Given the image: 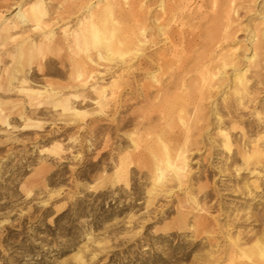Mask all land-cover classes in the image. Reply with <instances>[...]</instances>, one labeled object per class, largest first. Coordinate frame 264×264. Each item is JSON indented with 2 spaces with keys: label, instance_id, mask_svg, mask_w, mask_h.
Instances as JSON below:
<instances>
[{
  "label": "bare ground",
  "instance_id": "6f19581e",
  "mask_svg": "<svg viewBox=\"0 0 264 264\" xmlns=\"http://www.w3.org/2000/svg\"><path fill=\"white\" fill-rule=\"evenodd\" d=\"M247 3L258 0H59L53 11L45 0H36L20 8L14 21L5 22L0 31V64L11 60V66L0 67V126L14 130L18 129L14 124L21 123L20 131L32 129L28 110L40 108L43 99L61 108L70 123L85 122L87 117L92 123L109 120L110 125L97 124L91 131L96 139L108 131L107 149L113 136L120 143L113 182L130 187L133 175L139 174L142 185L149 186L146 205L149 214L155 213L151 223L177 211V222L187 223L193 216L195 233L207 234L213 224L205 214L218 207L229 210L220 205L219 194L210 185L215 173L232 178L228 171L234 168L236 176L251 175L258 181V170L264 168V132L252 139L240 129L242 111L257 102L252 91L264 69V26L255 25L249 32L253 53L244 56L245 72L239 69L238 49L225 50L237 38L234 23ZM72 20L73 27L62 26ZM25 28L42 38L19 37L17 32ZM59 49L68 53L71 82L36 89L33 62L39 60L44 72L43 63ZM231 69L235 74L224 79ZM57 73L67 75L64 70ZM145 75L152 76L142 83ZM108 79L112 81L106 84ZM226 82L232 87L231 97L210 106ZM12 94L22 98L6 99ZM88 106L94 107L90 114L83 111ZM258 108L264 109V103ZM213 111L226 115L216 113L219 139L212 143L214 153L225 154L194 177L190 155L203 153L202 134ZM254 116L258 123L249 121L250 127L264 130L262 114L255 111ZM180 191L186 194L184 199L176 196ZM249 196L241 207L250 204ZM164 198L169 203L163 209L151 210ZM164 230L171 233L170 227ZM251 239L238 235L229 264L248 255L255 257L252 264H264L263 244L256 243L250 251L243 248Z\"/></svg>",
  "mask_w": 264,
  "mask_h": 264
},
{
  "label": "rangeland",
  "instance_id": "374dc122",
  "mask_svg": "<svg viewBox=\"0 0 264 264\" xmlns=\"http://www.w3.org/2000/svg\"><path fill=\"white\" fill-rule=\"evenodd\" d=\"M35 1L0 0V31L5 22L14 21L20 8ZM58 1L45 0V3L53 11ZM263 18L264 0L245 4V9L236 17L237 38L225 50L238 49L239 69L243 72L248 69L245 54L253 53L249 49V32L255 25L263 27ZM75 21L63 22L62 26L73 27ZM55 32L59 33L60 27ZM17 34L35 40L42 38L41 34L29 32V28ZM67 54L62 49L56 50L43 63L44 72L39 70V60L33 62L36 74L32 81L36 89L45 91L71 82ZM63 61L67 62L65 67ZM5 66H11L10 59L0 64ZM63 70L66 76L57 73ZM234 74L231 69L224 79ZM151 76H142V83ZM111 81L108 79L106 84ZM231 88L226 82L210 106L214 101L215 106L228 100ZM70 93L73 91L66 92ZM252 95L257 102L248 104L240 112V129L255 139L264 130L252 128L248 122L258 123L255 111L264 117V109L258 108L259 103H264V69ZM21 98L12 94L6 99ZM41 103L40 108L28 110L32 129L20 131L21 123H15L18 129L14 130L0 126V264H229L228 255L239 234L245 239L252 237L243 245L247 251L256 243L264 245V168L258 170L261 172L258 181L251 175L236 176L234 168L228 171L232 178L215 173L217 177L212 178L210 185L218 192L216 198H220V205L229 210L218 207L205 214L213 224L207 234L195 233L193 216L187 223L177 222V211L161 222L151 223L155 213L149 214L146 205L149 186L142 185L144 179L139 174L133 175L130 187L114 183L120 143L113 136V145L107 149L108 131L101 132L97 139L91 131L94 125L107 126L110 121L92 123L87 117L85 122L70 123L61 108H55L45 99ZM93 108L88 106L83 111L90 114ZM217 112L223 114L213 111L207 115L202 134L203 153L190 155V171L194 177L201 176L206 166L216 164L225 154L223 150L213 152L212 143L219 139ZM238 146L235 142L233 149ZM191 182L198 186L196 179ZM204 183L205 180L201 182ZM246 193L247 196L250 193V204L241 207ZM196 194L192 191V195ZM176 196L184 199L186 194L180 191ZM168 203L164 198L151 210L160 211ZM165 227H170L171 233ZM254 261L255 257L248 255L236 264Z\"/></svg>",
  "mask_w": 264,
  "mask_h": 264
}]
</instances>
